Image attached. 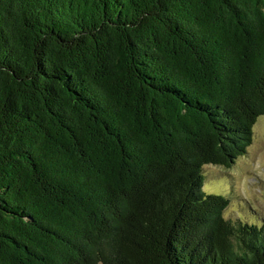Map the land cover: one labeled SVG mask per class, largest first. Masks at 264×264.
<instances>
[{"label": "trees", "instance_id": "1", "mask_svg": "<svg viewBox=\"0 0 264 264\" xmlns=\"http://www.w3.org/2000/svg\"><path fill=\"white\" fill-rule=\"evenodd\" d=\"M262 116L264 0H0V264H264Z\"/></svg>", "mask_w": 264, "mask_h": 264}, {"label": "rangeland", "instance_id": "2", "mask_svg": "<svg viewBox=\"0 0 264 264\" xmlns=\"http://www.w3.org/2000/svg\"><path fill=\"white\" fill-rule=\"evenodd\" d=\"M203 174L205 192L230 200L226 219L264 228V116L256 122L252 145L244 156L231 168L206 165Z\"/></svg>", "mask_w": 264, "mask_h": 264}]
</instances>
